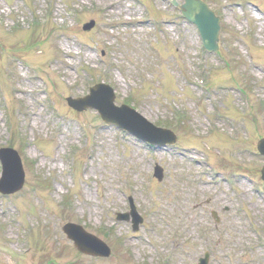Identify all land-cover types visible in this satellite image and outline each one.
I'll return each instance as SVG.
<instances>
[{"label": "rangeland", "instance_id": "rangeland-1", "mask_svg": "<svg viewBox=\"0 0 264 264\" xmlns=\"http://www.w3.org/2000/svg\"><path fill=\"white\" fill-rule=\"evenodd\" d=\"M205 1L224 29L208 90L197 87V30L160 0H0V150L11 144L26 174L22 192L0 195V264H198L205 252L209 264H264V21L255 0ZM102 82L179 146L147 147L69 108ZM209 123L224 135L207 141ZM130 200L137 232L118 219ZM68 223L111 257L76 251Z\"/></svg>", "mask_w": 264, "mask_h": 264}, {"label": "water", "instance_id": "water-1", "mask_svg": "<svg viewBox=\"0 0 264 264\" xmlns=\"http://www.w3.org/2000/svg\"><path fill=\"white\" fill-rule=\"evenodd\" d=\"M203 8V7H202ZM203 11H207V9L206 8H203ZM195 15L194 14H191L190 15V19H192V20H194L195 19ZM198 23H199V25H200V27H202V29L203 28H207L206 26H205V23H204V21L202 20V19H200V17H199V19H198ZM217 25H211L210 27H211V29L214 31L213 32V38H212V46H215L216 45V39H217V35H218V27H216ZM18 163V162H17ZM16 170H14L13 171V173H15L16 174V176L19 174V176L17 177V180L15 181V183H14V185H12V187L10 188V189H6V190H4V192L5 193H10V192H15V191H17L18 189H20V187H21V183H22V174H21V172H20V169H19V166L18 165H16V168H15ZM7 178H11V175H10V173H8L7 174V176H6ZM12 180H10V179H6V183H8V182H11Z\"/></svg>", "mask_w": 264, "mask_h": 264}]
</instances>
